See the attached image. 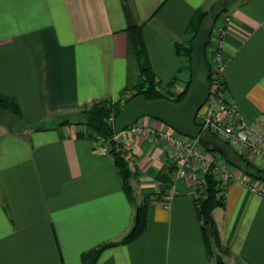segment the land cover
<instances>
[{
	"label": "crops",
	"instance_id": "1",
	"mask_svg": "<svg viewBox=\"0 0 264 264\" xmlns=\"http://www.w3.org/2000/svg\"><path fill=\"white\" fill-rule=\"evenodd\" d=\"M129 3L158 88L171 98L191 80V60L181 52L192 38L189 24L198 11L224 9L207 55L222 42L239 121L264 127V0ZM128 28L122 0H0V95L18 101L24 123H0V264H84L83 254L128 234L149 193L144 233L105 249L97 264H218L207 253L195 184L176 171L162 189L158 175L176 163L164 140L131 128L117 134L136 174L131 200L113 156L102 152L104 139L85 124H58L95 101L117 102L139 82L138 62L131 78ZM138 124L172 129L151 117ZM208 144L217 149L208 153L213 160L232 149L216 138ZM249 161L264 169L261 159ZM213 218L229 250L226 264H264V184L236 169Z\"/></svg>",
	"mask_w": 264,
	"mask_h": 264
},
{
	"label": "trees",
	"instance_id": "2",
	"mask_svg": "<svg viewBox=\"0 0 264 264\" xmlns=\"http://www.w3.org/2000/svg\"><path fill=\"white\" fill-rule=\"evenodd\" d=\"M217 14H220L224 9L214 8ZM208 14V11H198L189 24V32L192 33V38L188 44L181 49L189 60L192 52V41L195 38L202 20ZM129 33V50L130 53L136 57L138 65L141 70L140 81L134 86L135 92L131 97L126 100L113 102L111 100H99L84 106V108L77 114L68 115L63 118L59 125L65 124H85L87 128L97 137L109 140L110 154L114 158L115 165L118 169L119 176L122 181L123 189L125 190L129 199L134 200V188L132 185V179L136 174L131 170L130 163L127 159L126 152L119 144L114 136L117 134L114 125L109 121L111 115L115 117L122 111L127 102L134 96L143 95L148 100L168 98L175 104H179L185 98L191 80L187 84L185 90L176 98H171L162 93L158 88V82H156L155 74L152 71L150 58L146 42L143 35V28L141 24L135 27L128 28ZM212 76L210 77V83ZM6 111L13 116L21 117V108L18 101L10 96L0 95V117L1 112ZM1 123V121H0ZM197 123L201 124L200 117H197ZM207 132V131H205ZM209 133V132H207ZM208 152H216L217 149L205 142ZM224 146H228L224 143ZM229 147V146H228ZM231 149V148H230ZM220 151L221 159L227 161L229 164L243 171L244 174L264 184V169L257 167L251 161H249L243 154H240L233 149L229 152L224 150ZM216 154V153H215ZM177 164L173 163L168 169L163 170L158 179L163 183V191L169 188L173 182V176L177 171ZM223 189L220 187V181L217 180L213 173L212 166L205 174V186L204 189L199 191L197 199V211L198 216L202 224V231L205 238L207 247V253L210 257H216L218 264H226L223 256L229 251L223 244L219 229L213 218V210L217 207H223L225 204V195L222 193ZM153 200V194H145L142 202L136 207L134 224L132 229L120 242L105 243L95 250L83 254L84 264H97L102 252L119 243H130L139 238L147 228L148 224V209L151 201ZM207 226H211L213 230V236L211 237L207 231Z\"/></svg>",
	"mask_w": 264,
	"mask_h": 264
},
{
	"label": "built area",
	"instance_id": "3",
	"mask_svg": "<svg viewBox=\"0 0 264 264\" xmlns=\"http://www.w3.org/2000/svg\"><path fill=\"white\" fill-rule=\"evenodd\" d=\"M227 21L229 17L226 18ZM222 42L212 44L207 59L211 69L212 81L210 83V95L200 111L201 126L204 131L211 133L217 139L223 141L234 151L243 154L248 160L259 158L264 162V127L240 122V113L235 103L228 97L227 85L223 78L224 66L220 52ZM199 116V115H198ZM109 121L114 125L115 115H111ZM136 134H151L164 140L168 147L175 151L177 164V179L191 180L198 190H203L205 178L203 172L208 163L223 166L225 171L222 176L223 194L227 184L232 180L234 172L228 168L222 159H211L201 145L200 138H190L181 135L175 130L158 131L154 128L139 125L138 122L130 127ZM117 138V134L114 139ZM103 154H109V140H104ZM227 167V169H226ZM227 171V172H226ZM216 172V171H215ZM225 173V174H224ZM167 199L172 194H167ZM165 197V198H166Z\"/></svg>",
	"mask_w": 264,
	"mask_h": 264
},
{
	"label": "water",
	"instance_id": "4",
	"mask_svg": "<svg viewBox=\"0 0 264 264\" xmlns=\"http://www.w3.org/2000/svg\"><path fill=\"white\" fill-rule=\"evenodd\" d=\"M122 4L129 27H135L137 22L129 0H122ZM217 18L218 14L213 9L209 10L192 41L191 83L183 101L175 104L168 98L148 100L143 95L134 96L115 117L114 128L117 134L135 125L142 118L151 117L183 136L200 138L207 143L215 142V138L208 135L197 123V117L210 95L211 69L207 59V46ZM207 231L212 237L211 226H207Z\"/></svg>",
	"mask_w": 264,
	"mask_h": 264
},
{
	"label": "rangeland",
	"instance_id": "5",
	"mask_svg": "<svg viewBox=\"0 0 264 264\" xmlns=\"http://www.w3.org/2000/svg\"><path fill=\"white\" fill-rule=\"evenodd\" d=\"M215 12H216V10L215 9H213ZM218 19V18H217ZM135 59V61H132V63L134 64V73H132V75H131V78H132V80H135L136 79V77H137V75H136V73H135V70H137V68H138V66H137V60H136V57L134 58ZM140 81V80H139ZM135 92V89L134 88H132L129 92H127L128 93V96L130 97L133 93ZM128 96H126V97H124V98H122V99H120V100H118V101H124V100H126L127 98H129ZM202 111V110H201ZM199 117H200V113H199ZM0 121H1V123H3L4 125H6L5 127H15V128H19V127H21L22 128V126L24 125V123H22V121L18 118V116H13L11 113H9V112H6V111H3V112H1V117H0ZM1 126H2V124H1ZM207 133V132H206ZM211 134V133H210ZM212 135V134H211ZM213 136V135H212ZM214 137V136H213ZM214 138H216V137H214ZM217 139V138H216ZM219 140V139H218ZM220 142H222V143H224L223 141H221V140H219ZM200 142H201V145H202V147L204 148V150H205V152H207V153H209L208 152V150H207V146H206V144H205V142L203 141V140H201L200 139ZM216 160H217V158H216ZM223 160V159H222ZM224 162H226V165L228 166V168L230 169V171L232 170V172H234V176H233V178L235 177V171H236V169H239V168H236V167H234L233 165H231V164H229L227 161H225V160H223ZM212 166V169H213V173H214V175H215V177L217 178V180H219L220 181V187H221V185L223 186V182H225L226 181V178H224L223 176H222V174H223V172L225 171V169H223V166H221V165H219V166H217L216 165V162L214 163H208L207 164V170L206 171H204L203 172V176H204V178H205V174H206V172L209 170V168ZM226 169H227V167H226ZM216 171V172H215ZM227 172V171H226ZM243 172V171H242ZM225 174V173H224ZM248 176V175H247ZM225 179V181H224V179ZM248 177H250V176H248ZM232 178V179H233ZM224 189V188H223ZM198 190V189H197ZM199 191H201V190H198V194H199ZM223 193V192H222ZM143 199H144V196H143ZM142 199V200H143ZM224 257V256H223ZM216 258V257H215Z\"/></svg>",
	"mask_w": 264,
	"mask_h": 264
}]
</instances>
